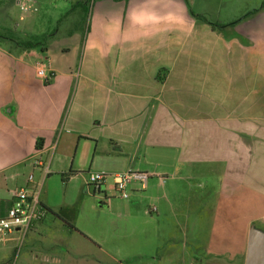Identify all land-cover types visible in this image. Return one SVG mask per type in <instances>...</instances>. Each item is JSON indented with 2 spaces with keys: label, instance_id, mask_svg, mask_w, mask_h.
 Masks as SVG:
<instances>
[{
  "label": "crops",
  "instance_id": "obj_1",
  "mask_svg": "<svg viewBox=\"0 0 264 264\" xmlns=\"http://www.w3.org/2000/svg\"><path fill=\"white\" fill-rule=\"evenodd\" d=\"M250 1L93 0L85 26L47 36L42 51L0 43V217L14 190L33 199L38 181L83 171L75 158L88 154L95 173L149 175L143 189H128L133 212L121 231L145 214L173 219L180 234L191 215L195 230L209 219L206 245L193 247L200 260L181 247L179 261L165 256L162 264H244L250 232L264 242V0ZM38 61L48 66L44 80L35 76ZM206 169L221 178L217 199L205 195ZM37 203L52 225L69 221L64 204ZM216 221L218 237L233 229L244 247H216ZM86 238L100 250L101 240ZM16 243L17 234L0 244L5 257Z\"/></svg>",
  "mask_w": 264,
  "mask_h": 264
},
{
  "label": "rangeland",
  "instance_id": "obj_2",
  "mask_svg": "<svg viewBox=\"0 0 264 264\" xmlns=\"http://www.w3.org/2000/svg\"><path fill=\"white\" fill-rule=\"evenodd\" d=\"M74 1L30 0L35 11L22 13L18 10L17 5L12 4L13 0H2L0 2V33L4 29H8L9 33L5 34L12 38L13 42H25L36 36L51 35L56 37L61 31L60 34H65L76 22L78 26L84 27L90 13L89 4L93 0H88L85 3L83 14L71 7ZM252 1H250L251 4L256 2V0ZM6 15L9 18H6ZM1 44L6 43L2 42ZM75 159L77 160L76 164L80 165L83 171L67 170L58 176L47 175L45 183L43 180L45 178L41 179L36 183L34 189L36 200L45 198L51 205L64 204L62 210H66L63 214L67 215L69 221H64L63 225L58 222L52 225V214L46 212L42 219L45 226L39 231L30 234L27 232L25 238L15 244V250L13 249L14 251L7 257L0 250V259L4 258L3 260L7 264H19V262L41 264L40 258L47 254L58 257L61 264H95V262L102 264H162L165 256H170V260L178 258L179 261L183 252L181 247H188L189 249L186 250L191 256L201 259L202 253L193 247H202L209 239L210 230H208L209 219L207 217L201 221L203 226L195 230L193 225L197 219L191 215L188 219L190 225L186 234H180L175 228L173 230V219H162L161 217L156 219L154 214L151 216L145 214L141 219L130 221L127 228L121 231L118 225L125 221L127 215H132L133 207L129 205L134 200L130 197L121 200L115 192L105 191L103 185L99 187L98 193L93 192L91 187L85 188L84 182L87 180L88 174H94L97 171L88 165L91 160L90 155H77ZM106 179L107 183H111L109 177ZM220 181L221 178L218 176L217 170L215 174L213 171L210 172V169H206L205 195H212L216 192L217 199L221 192ZM131 187L138 186L131 185L128 189ZM127 194L129 196L128 190ZM104 196L110 203L108 208L101 206L97 200ZM142 207L146 211L145 203ZM143 209L139 211L141 215ZM73 225L77 229H74ZM232 231L233 229L230 236L218 237L219 227L216 221V247H244L245 235L232 236ZM86 236L89 239L101 240L100 250L93 247ZM58 247H64L65 250ZM30 252L33 253L31 255L37 252L40 254L37 255L36 260H29ZM185 253L186 251L183 252V254Z\"/></svg>",
  "mask_w": 264,
  "mask_h": 264
},
{
  "label": "built area",
  "instance_id": "obj_3",
  "mask_svg": "<svg viewBox=\"0 0 264 264\" xmlns=\"http://www.w3.org/2000/svg\"><path fill=\"white\" fill-rule=\"evenodd\" d=\"M16 5L22 13L35 11L30 0H18ZM47 67L45 61L36 62L35 76L39 79H46ZM34 165H38V162H34ZM108 177L112 182L111 190L115 192L119 199L126 200L128 197V187L136 184L140 189H143L149 175L132 170H126L113 175L94 173L88 174L86 184L98 193L99 187ZM30 181L31 178L28 177L26 182L29 183ZM28 193L29 190L26 188H18L13 191L10 207L0 217V244L6 242L15 234H17V242L21 241L32 223L38 222L43 218L44 211L39 207L36 198L30 199Z\"/></svg>",
  "mask_w": 264,
  "mask_h": 264
},
{
  "label": "trees",
  "instance_id": "obj_4",
  "mask_svg": "<svg viewBox=\"0 0 264 264\" xmlns=\"http://www.w3.org/2000/svg\"><path fill=\"white\" fill-rule=\"evenodd\" d=\"M88 2V0H85ZM71 7L74 9L75 7V4L71 5ZM79 8V11L80 13L83 14V6H78ZM192 16L200 21V22H203L205 23L204 19L200 16H196V15H193ZM211 27H215L214 25H210ZM5 33H9V30H3L1 33H0V43L2 42H5V43H8V44H11L13 47L15 48H18L19 51H24V50H32V49H38L40 48L41 51L43 49V46L46 45V39H47V36H41L39 38H32L30 39L29 41H25V42H20V41H16V42H13L9 36H7V34ZM38 143L39 141L36 142L35 146H36V149L38 147ZM69 173V172H68ZM73 173V172H71Z\"/></svg>",
  "mask_w": 264,
  "mask_h": 264
},
{
  "label": "water",
  "instance_id": "obj_5",
  "mask_svg": "<svg viewBox=\"0 0 264 264\" xmlns=\"http://www.w3.org/2000/svg\"><path fill=\"white\" fill-rule=\"evenodd\" d=\"M244 264H264V242L254 231L246 240Z\"/></svg>",
  "mask_w": 264,
  "mask_h": 264
}]
</instances>
